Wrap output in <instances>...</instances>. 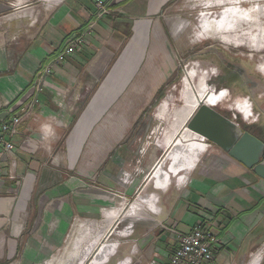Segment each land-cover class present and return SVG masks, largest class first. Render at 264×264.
I'll return each mask as SVG.
<instances>
[{"label":"crops","instance_id":"0c3cea01","mask_svg":"<svg viewBox=\"0 0 264 264\" xmlns=\"http://www.w3.org/2000/svg\"><path fill=\"white\" fill-rule=\"evenodd\" d=\"M169 1L116 0L113 17L95 25L89 45L68 57L65 65L48 72L68 38L91 25L93 2L38 0L36 6H24L28 0H0V31L14 28L18 10L23 26L33 10L38 11L36 23L27 22L19 35L7 33V41L0 40V123L7 116H23L15 142L18 172L24 179L12 182L0 178V264L45 260L61 247L77 219L86 223L73 233L66 263L84 264L91 258L92 264H108L120 243L103 244L102 239L111 232L112 221L124 214L133 223L128 229L123 225L119 238L132 234L138 218L152 220L155 216L153 223H139L134 229L139 264H149L154 254L165 263L174 250V237L158 229L160 223L189 233L201 220L212 233L227 240L216 252L220 264H264V252H258L264 245V180L215 145L201 160L196 158L205 151L202 140L193 141L201 147L186 156L185 151L177 153L180 163L188 161L189 165L183 166L188 174L175 191L168 188L175 174L169 170V174L162 171L157 175L156 169L152 178L155 195L138 199L130 208L136 212L139 207L134 216L131 210L124 214L121 209L108 210L121 199L117 193L123 198L128 195L127 187L116 180V166L122 163L118 159L125 160V155L115 157L104 148L89 149L77 167L54 164L53 157L60 155L64 141H69L73 161L82 153L81 145L89 140L117 96L110 100L105 84L110 85V76L128 55L138 50L150 52V41L156 43L164 35L152 20ZM145 38L149 41L142 48L139 44ZM253 115L257 116L254 111ZM236 122L245 129L238 116ZM110 123L107 120L96 132V141L119 143L130 136V124L125 120L116 133H107ZM252 124L256 130L248 131L263 139L259 121ZM193 157V165L198 160L196 167H190ZM157 165L164 168L156 161ZM118 264H131V258Z\"/></svg>","mask_w":264,"mask_h":264},{"label":"rangeland","instance_id":"374dc122","mask_svg":"<svg viewBox=\"0 0 264 264\" xmlns=\"http://www.w3.org/2000/svg\"><path fill=\"white\" fill-rule=\"evenodd\" d=\"M45 1L56 2V0ZM27 5L36 6L38 0H28V4L24 6ZM21 7L23 6H19L18 9ZM20 11L18 10L14 16V28L8 32L0 31L2 42L7 41V33L17 36L25 29L23 28L25 25L27 27L28 23L37 22L38 11L35 9L23 26L20 20L23 15ZM152 21L157 23L158 33L162 32L164 35L159 36L156 43L153 39L150 41V52L152 53L149 50L145 52L138 50L135 54L128 55L126 61L118 68L115 64L113 68L116 69L109 78L110 85L105 84V89L110 91V100L112 96L117 95L116 99L110 110L95 127L89 140L85 144L82 143V153L73 161L70 157L69 141L67 140L62 143L60 155L53 157L54 164L57 166L72 165L77 167L82 164L86 150L89 149L101 150L104 148L113 151L112 156L115 157L119 154L125 155V160L117 158L119 163H122L119 167L116 166V176H118L116 180L127 187L128 195H124L123 198L119 197L123 195L117 193V197L121 199H118L116 206L108 209H121L122 214L131 210L130 208L138 199L155 195L152 193L155 192L152 178L156 169H159L157 175L162 171L163 175H166L165 172L169 174V170L170 173L175 174L168 186L171 191L178 189L181 186V178L188 174V168L182 170L183 166L189 165L188 161L180 163L181 159H178L177 155L185 151L184 155L186 156V153L192 149L191 143L201 140L198 137L186 139L184 137L187 131L185 124L199 107L198 103L189 108L186 119L177 133L169 139V144L164 143L167 133L168 135L172 133L169 125L176 120L175 110L186 107L184 100L186 90L190 91L191 96L197 98L200 103L205 99L207 101L208 96L218 97L220 92L215 89V85L224 84L222 78L228 81V87H232L234 95H231L229 100L222 92L221 100L214 104L216 106L210 105V107H217L215 109L226 116H238L246 130L254 131L256 126L252 124L251 119H248L253 115L248 94L241 92L243 89L240 90L239 83L232 86L230 83V76L241 71L246 79L256 83L260 82L263 86L262 90L254 95L256 96L254 113L257 116L261 114L259 125L264 130V0H170ZM148 41V38H145L139 45L146 48ZM154 44H156V52L153 53ZM227 63L233 65L231 69L226 67ZM217 75H220L221 78H218ZM200 83L203 86V97L199 95ZM123 104H125L124 108ZM161 108L164 111L170 110L167 116L169 123L165 119L162 124L157 125L158 112ZM99 112H105V110L95 114L97 115ZM107 120L111 122L107 133L120 132L118 126L125 120L130 124L128 126L130 136L119 143L96 141V132ZM192 135L195 134L192 133ZM202 141L205 151L199 153L200 158H196L198 160H201L203 155L213 149L211 142ZM207 143L212 147L208 149ZM113 144L116 145L113 146ZM194 157L189 160L190 163ZM95 160L100 159L95 158ZM198 160L194 162L195 167ZM156 161L159 164H164V168L159 165L155 166ZM192 165L193 162L190 167ZM172 168H175V172L171 171ZM157 205L159 208V203ZM154 217L152 215L153 219H155ZM85 223L86 221L79 219L73 221L61 247L45 260L39 261L38 264H57L58 262L67 264L68 247L72 235L79 230L81 224ZM130 223H133L132 218L129 219L125 214L121 218L115 219L110 226L111 232H108L106 238L102 239L104 240L103 244L113 240H118L120 243L108 264H118L126 258H131L132 264H139V262L137 263V254L133 253L134 246L139 243L134 240V229L139 223L149 225L153 221L138 218L134 221L132 234L127 238H119L117 235L122 232L121 230H124V226L128 229ZM84 264H92V259L89 258Z\"/></svg>","mask_w":264,"mask_h":264},{"label":"built area","instance_id":"2783aa9c","mask_svg":"<svg viewBox=\"0 0 264 264\" xmlns=\"http://www.w3.org/2000/svg\"><path fill=\"white\" fill-rule=\"evenodd\" d=\"M91 1L95 6L91 25L85 31L68 38L65 48L57 55L48 72L65 65L68 57L76 55L78 49L89 45L90 40L95 37V25L113 17V6L116 0ZM233 117L236 121L237 116ZM258 117L259 114L255 118L252 115L248 119L256 123ZM22 121L23 116H7L0 123V178H7L12 182L24 180L18 172L19 156L15 142ZM207 147L209 149L212 145L207 143ZM159 214L160 212L156 215ZM157 228L172 234L175 239V248L167 262L162 263L159 255L154 254L149 264H220L216 252L227 245V240L212 233L205 221H198L189 233H182L163 223H160ZM262 247L258 252H264V245ZM133 253H139L137 244L133 248ZM252 259L253 257L250 262Z\"/></svg>","mask_w":264,"mask_h":264},{"label":"water","instance_id":"95a60500","mask_svg":"<svg viewBox=\"0 0 264 264\" xmlns=\"http://www.w3.org/2000/svg\"><path fill=\"white\" fill-rule=\"evenodd\" d=\"M185 125L264 180V141L241 127L233 116L201 102Z\"/></svg>","mask_w":264,"mask_h":264},{"label":"bare ground","instance_id":"6f19581e","mask_svg":"<svg viewBox=\"0 0 264 264\" xmlns=\"http://www.w3.org/2000/svg\"><path fill=\"white\" fill-rule=\"evenodd\" d=\"M220 27V26H219ZM222 27V26H221ZM200 85V90H199V95L202 96L204 94V92L202 91L203 89V86H201V83L199 84ZM221 93L219 94V96H215V95H212V96H208V100L206 101V105L210 106V105H214L215 103H218L220 100H221ZM203 97V96H202ZM205 98V97H204ZM203 98V99H204ZM202 99V98H201ZM184 100H185V104H186V107H184L183 109H179V110H175L174 114L176 115V120L174 122H171V124L169 125L172 133H170L171 135H167L165 136V140H164V143L166 145L169 144V139H171V137L173 136V134L175 135L177 133V131L179 130V128L182 126L183 122H184V119H186L188 113H189V108H191V106H195L196 103H198L199 105L201 104V102L199 103V100H197V98H193L191 96V92L189 91H185L184 92ZM169 112L170 110H165L163 108H161L158 112V115L159 117H157V125H160L162 124V121L167 119L168 120V123H169V119L167 118V116L169 115ZM182 118V119H181ZM159 127V126H158ZM193 132H190L189 130L186 131L184 137L185 139L186 138H189L191 136H195V137H198V138H201V140H206L204 137L196 134V133H193L195 135H192ZM201 146L200 143H197V142H194V143H191V150H195V148ZM139 209V207L137 208V210ZM136 212L131 210L130 212V215H136L140 210H138ZM135 212V213H133Z\"/></svg>","mask_w":264,"mask_h":264},{"label":"flooded vegetation","instance_id":"af4514ba","mask_svg":"<svg viewBox=\"0 0 264 264\" xmlns=\"http://www.w3.org/2000/svg\"><path fill=\"white\" fill-rule=\"evenodd\" d=\"M226 65V67L228 68V69H231V67L233 66L231 63H227V64H225ZM231 71V70H230ZM234 73H235V71H233ZM217 77L218 78H221V76L220 75H217ZM222 77H223V75H222ZM222 80H223V83L225 84H221V85H218V84H216L215 85V89L218 91V92H220V93H224V94H226V99L228 98H230L231 97V95H234V93H233V91H232V87H228V81H226V80H224L223 78H222ZM230 83H231V86L233 85V84H235V83H239L240 84V87H241V89L240 90H242L241 92H244L245 94L247 93L248 94V100H249V102H250V107H251V109H252V111H254V107H255V101H256V96H254L255 95V93H259L261 90H262V88H263V86L260 84V82H258V83H256V82H254V81H252V80H250V79H246L245 77H244V75H243V73L241 72V71H239V72H236L234 75H231L230 76ZM246 89V90H245ZM258 99V98H257ZM230 100V99H229ZM200 102H202V103H205L206 104V102L205 101H200ZM248 102V101H247ZM200 106V105H199ZM220 111H222L221 109H219ZM224 115H226V114H224ZM230 117H231V115H230ZM255 118V117H254ZM260 118H261V114L259 115V117H258V120H257V122L258 121H260ZM259 131L261 132V129H259ZM262 131H263V129H262ZM252 134H254V133H252ZM256 136V135H255ZM259 139H261V138H259ZM261 140H263L264 141V138L263 139H261Z\"/></svg>","mask_w":264,"mask_h":264}]
</instances>
